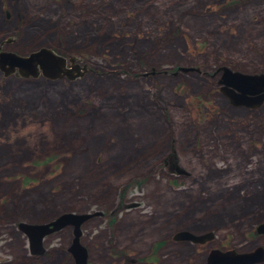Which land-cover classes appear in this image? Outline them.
<instances>
[{
  "label": "rangeland",
  "instance_id": "rangeland-1",
  "mask_svg": "<svg viewBox=\"0 0 264 264\" xmlns=\"http://www.w3.org/2000/svg\"><path fill=\"white\" fill-rule=\"evenodd\" d=\"M39 47L85 71L0 70V264H74L71 226L40 255L16 227L64 212H99L79 227L87 264L264 249V101L234 106L217 83L264 73V0H0V50Z\"/></svg>",
  "mask_w": 264,
  "mask_h": 264
},
{
  "label": "water",
  "instance_id": "water-1",
  "mask_svg": "<svg viewBox=\"0 0 264 264\" xmlns=\"http://www.w3.org/2000/svg\"><path fill=\"white\" fill-rule=\"evenodd\" d=\"M0 70L4 76L14 74L18 77H36L41 75L47 79L66 77L73 79L75 75L85 71L84 66L75 63L74 57L65 58L47 47H39L26 55H18L8 51L0 50ZM191 67H177L176 71H192ZM221 76L218 80L220 91L228 97L234 106L254 107L264 101V73L246 74L231 71L226 67H219ZM177 174L184 173L181 168L173 165L171 167ZM99 212L73 213L64 212L54 219L44 223L31 224L18 222L16 227L27 241L28 252L31 255H40L43 252L42 239L44 236L53 233L65 226L72 227V238L67 247L74 264H87L86 250L79 243L81 223L97 215ZM254 233H264V221L254 227ZM213 237L212 232L194 234L186 230H179L173 233L171 239L174 241H189L201 244ZM264 261V249L255 247L248 252L236 253L233 250L220 251L210 249L206 255L204 264H256Z\"/></svg>",
  "mask_w": 264,
  "mask_h": 264
},
{
  "label": "bare ground",
  "instance_id": "bare-ground-1",
  "mask_svg": "<svg viewBox=\"0 0 264 264\" xmlns=\"http://www.w3.org/2000/svg\"><path fill=\"white\" fill-rule=\"evenodd\" d=\"M41 76V75H40ZM43 77V76H42ZM45 78V77H44Z\"/></svg>",
  "mask_w": 264,
  "mask_h": 264
},
{
  "label": "trees",
  "instance_id": "trees-1",
  "mask_svg": "<svg viewBox=\"0 0 264 264\" xmlns=\"http://www.w3.org/2000/svg\"><path fill=\"white\" fill-rule=\"evenodd\" d=\"M55 51V50H54ZM56 52V51H55Z\"/></svg>",
  "mask_w": 264,
  "mask_h": 264
}]
</instances>
